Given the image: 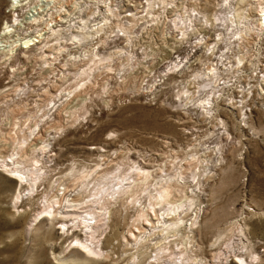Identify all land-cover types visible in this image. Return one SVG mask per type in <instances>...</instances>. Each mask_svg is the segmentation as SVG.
<instances>
[{"label":"bare ground","instance_id":"1","mask_svg":"<svg viewBox=\"0 0 264 264\" xmlns=\"http://www.w3.org/2000/svg\"><path fill=\"white\" fill-rule=\"evenodd\" d=\"M23 1L10 0L9 12L12 10L14 17L12 16L0 27V59L10 63L13 76L17 75V70H14L16 65L20 66L23 59H31L43 80H47L48 86L41 84L40 87L35 88L37 98L32 104L24 97L29 89L25 88L20 96L22 101L16 102V107H10L8 100L3 102L6 108L0 106L3 110L0 119L3 120L4 116L9 122L12 120V127L5 132L2 130L0 132V171L9 175L17 183L20 182V185L26 184L28 191L36 195L39 193V182L44 180L51 169L46 166V162L53 160L52 156L56 154L52 153L56 136H51L49 133L46 137L47 129H62L64 124L60 117L61 112L65 111L71 115L73 110L78 109L81 101L87 99L84 95L87 90L81 92L82 89L77 94L68 91V95H57V91L71 79L70 73L75 74L79 71V74L87 76L86 78H89L87 81H90L87 85L89 88L94 85L98 77L94 73L95 69L105 65V68H109L110 71L115 64L114 69L118 70L117 72L123 68L120 82L126 84L131 90L140 91L142 86H146L143 85L146 81L144 79L149 78L153 71L141 69L143 67L141 65H144L143 60L141 61L136 55L135 46L140 43L143 46L142 57L150 58L149 60L154 62V55H161L163 60L171 56L172 54L167 53L169 50L167 48H173L172 45H175L176 41L185 50L183 58L192 55V58L197 61L198 59L206 60L205 65L195 62L189 66L187 62L188 67L192 69L188 73L198 84V90L184 91L185 94L187 93L186 103L192 104V108L188 110L202 114L204 117L212 113L213 104L217 101L216 95L220 93L227 79L221 77L223 65L238 66L245 61L253 63L254 60L250 58L251 52L248 50L250 37L253 36L254 40L255 35L264 36V4H259L262 15L257 17L253 12L258 6L256 0H218L213 17L199 9L196 0L191 4H188L189 0H178L179 2L173 0L174 8L168 7L172 0H103L105 4H102V8L94 1L78 0L72 12L68 15L64 13L60 22L49 27V35H41L40 38V33H35L41 26L39 19L42 22L45 19V17L41 18L43 13H36L32 15V18H28L29 27H24L19 16L14 15L17 8L23 5ZM26 1L30 2V0ZM57 1L45 0V8L53 3V8L51 6L46 14L56 8ZM137 1L140 5L137 8L139 11H133L131 6H136ZM91 4H95V7ZM155 5H158L156 7L158 9ZM205 6L207 7L208 4ZM122 9L128 10L129 13H123ZM170 9L176 14L169 15ZM49 16L52 14L47 15V19L50 18ZM146 29L158 32L155 35L156 40H148L145 41L146 43L141 41L140 38H144L143 31ZM212 29H215L216 33L214 41H210L207 37ZM34 30L35 33H33ZM173 30H178L180 38H176L177 33L174 34ZM12 32L15 33L11 35ZM136 33H139L141 37L139 38ZM183 38L187 41L186 43L182 42ZM117 39L121 41V44L116 42ZM189 42H191L190 45H186ZM220 42L223 45L220 46L215 58H212L213 53L207 55L206 52H196L197 45H202L213 52L212 49H215ZM212 44L213 47H211ZM111 49H115L116 52L113 53ZM63 50L67 56L60 60ZM116 57L118 61H115ZM169 61L171 65L169 70L172 66L177 67L184 62L181 60L180 63L177 61L175 63L173 56ZM134 62L138 64L135 65ZM56 63L59 65L56 66ZM90 63H92L91 67H89ZM119 66L122 68L117 69ZM146 66L150 68V64ZM59 68L60 76L57 72ZM254 72L255 75L248 74V79L253 77L256 79L254 83H251L252 80L247 81V88L243 85V92L247 94L242 96L240 101L243 104L242 111L239 112L243 116L242 121L247 124L251 117V114L249 115L251 109H248L250 103L245 101L247 95L257 87L264 92V67L256 68ZM52 76L58 78L50 81L49 77ZM96 83L97 81L95 85ZM152 93L156 94V90ZM181 93L183 90L177 92L179 96ZM3 95H6V91L1 89L0 98ZM70 100H74L75 104L69 111L66 107L71 105ZM41 109L45 110L44 113L41 112L43 113L41 120L34 119L31 123L33 115L39 113ZM21 117H24L23 123L30 121V124L27 125V130L17 131L18 122L14 121ZM218 119L219 125L223 127H220L219 134H228L224 120ZM20 132L23 134L22 139H20ZM34 139L39 140L36 142ZM5 148L6 153L3 151ZM217 148L220 151L219 160H222L224 158L222 148L219 145ZM37 151L40 153L36 154ZM159 155L164 157V154L159 153ZM191 155V161L187 160L189 163L187 167L178 163L179 159L177 161L171 159L159 163L158 172V170L148 169L143 162L130 158L129 150L128 152L113 150L109 154L101 153L100 156L97 155L98 158L89 171L81 170L77 173L75 167L71 166L68 172L59 177L56 180L55 190L51 194L45 192L42 196L44 203L38 214L41 215L40 218L50 217L57 220L60 228L66 233L71 232L74 235L79 231L81 237L76 234L70 244L91 257L101 256L107 260L115 257L112 250L103 249L101 236L109 227L115 205L122 202L121 210L126 211L129 207H133L136 211L135 217L131 218L124 231L126 236L123 240L132 248L128 253L131 257L126 260V264H160L159 262L164 264H263L262 257L251 248L252 243L243 241L242 235L247 233L242 224L243 219L238 223L227 224L224 229L219 227L215 229L214 239L209 244L210 257H206L207 249L203 244L194 242L196 230L206 228L213 214L207 209L206 204H196V197L205 192L207 184L197 179L199 177L206 179L212 172L208 161H205L206 165L203 163L205 167L201 169L202 171H197V165L195 167V164H192L196 154L191 153ZM24 156L32 163L25 164L22 160ZM44 157H47V160L43 161ZM167 163L173 168H167ZM86 166L87 163L80 164L82 169ZM193 182H195L194 186ZM21 199L22 194L18 192L16 202ZM105 226L106 229H104ZM184 228L186 231L182 233Z\"/></svg>","mask_w":264,"mask_h":264},{"label":"rangeland","instance_id":"2","mask_svg":"<svg viewBox=\"0 0 264 264\" xmlns=\"http://www.w3.org/2000/svg\"><path fill=\"white\" fill-rule=\"evenodd\" d=\"M58 1L56 8L51 9L46 14L51 6L53 8V3L45 8V0H30V2L24 0L23 5L17 8L14 15L19 16L21 23L25 25L24 27H29L28 18H32V15L36 13H43L41 18L45 17V19L43 22L39 19L38 22L41 23L39 31L35 33L34 30L33 33H40L39 38L41 35L48 36L49 27L58 21L60 22L64 13L65 15L71 13L78 0ZM90 1H94L95 4L98 3L97 5L101 8L102 4H105L103 0ZM175 1L179 2L178 0ZM193 1L189 0L188 4ZM196 2L199 9L208 12V16H214V9L218 0H196ZM255 2L258 6L253 12L256 13L257 17H261L259 4H264V0H256ZM137 3L138 1L135 5ZM95 4L91 5L95 7ZM205 4L208 6L206 7ZM173 5L172 0L168 7L172 8ZM139 7L138 4L131 6L133 11H139L137 9ZM156 7L158 5H155ZM9 8L10 0H0V27L13 16V12L12 10L9 12ZM122 11L129 13L126 9H122ZM50 13L52 16L47 19V15ZM170 14L176 13L170 9ZM167 18L169 20V17ZM214 30H210L212 31L211 34L209 32L207 35L210 41L215 39ZM143 32H145L144 38H140L141 35L136 33L141 41L156 40L155 35L158 33L156 30L146 29ZM14 33L12 32L11 35ZM173 33H177L175 34L176 38H180L178 30H173ZM149 34L150 36H148ZM252 37H250L248 50L251 52L250 58L254 60L253 63L245 61L238 66L223 65L228 71L221 74V77L227 79L220 93L216 95L217 101L213 104L212 113H208L209 116L204 117L202 114L188 110L190 107L192 108V104L186 103L187 93L185 94L184 91L186 89L190 92L198 90V84L194 82L193 76L188 73L192 69L188 67L187 62L189 66L195 62L205 65L206 60L198 59L197 61V59L192 58V55L183 58L185 50L176 41L175 45H172L174 49L167 48L169 49L167 53L172 54L171 56L168 55L169 57L163 60L161 55H154V62L153 60L150 61V58L142 57L143 46L137 42L142 46H140L142 50L139 44L135 46L136 55L141 61L143 60L144 65H141L143 66L141 69L153 71L149 78L144 79L146 81L143 85L146 86H142L140 91L131 90L126 84L120 82L123 68L117 67V69L122 68L117 72L118 70L114 69L115 64L110 71L109 68H105V65L95 69L94 73L98 76L95 79L97 83L95 85L94 81V85L89 88L87 85L90 81H87L89 79L86 78L87 76L79 74V71L75 74L70 73L71 79L64 83L63 87L57 91V95H68V91L77 94L82 89L81 92L87 90L84 94L87 99L81 101L78 109L73 110V114L61 112L60 117L64 124L62 129L49 128L46 133L43 130L46 137L49 136V133L51 136H56L55 142L53 141L52 152L56 154L52 156L53 160L49 159L51 161L46 162V166L51 169L45 175L44 180L39 182L38 195L30 193L26 184L20 185V182L17 183L9 175L0 171V264L127 263L126 260L131 257L128 253L132 248L126 244L123 237L126 236L124 231L128 227L127 224L130 223L131 218L135 217L136 211L133 207L124 211L120 209L122 202L115 205L109 227L107 229L106 226L104 227L107 231L101 236L103 237L102 247L104 250L114 252L115 257L112 260L104 259L101 256L91 257L82 250L72 247L70 243L73 237L76 234L81 237L79 231L75 232L74 235L71 232L66 233L60 228V223L57 220L50 217L40 218L41 215L38 214L42 210L44 193L51 194L55 190L56 180L68 172L71 166L75 167L77 173L81 170L89 171L94 166L98 158L97 155L109 154L113 150L122 152L129 150L130 158L137 159L143 162V165L148 169L158 170V172L159 163L171 159L176 161L179 159L177 162L183 167H187L189 164L187 160L191 161V153L196 154V159L192 164H195V167L197 165V171H202L201 169L205 167L204 164L206 165L207 161L210 162L209 167L212 174L210 173L206 179L201 177L197 179L200 182H207V184L205 192L196 197V204H206L207 209L213 214L206 228L202 227V229L196 230L194 242L203 244L204 248L207 249L206 257H210L209 244L214 239V232L218 227L224 229L227 224L238 223L243 219L244 223L242 224L247 230V233L242 235L243 241L252 243L251 248L259 253L264 264V92L257 87L247 95L245 101H249L250 107L248 109H251L248 124L242 121L243 116L239 112L242 111L243 104L240 102L241 97L247 94V92H243V85L247 88V81L252 80L251 83H254L256 79L254 77L248 79V74L255 75L254 69L264 67V36L255 35L254 40ZM116 42L121 44L119 39ZM182 42L186 43L187 41L183 38ZM191 42L186 45H190ZM222 45L223 43L220 42L215 49H212L213 52L202 45H197L196 52L207 50L206 53H213L212 58H215L214 56L219 52ZM213 46L212 44L211 47ZM65 48L69 47L65 46ZM111 50L113 53L116 52L115 49ZM66 56L67 53L63 50L60 54V60ZM172 56L175 63L176 61L180 63L181 60L184 62L177 67L172 66L169 70L171 67L169 60L172 59ZM115 61H118V57ZM134 64L137 65L138 63L134 62ZM146 64H150V68H152L150 69ZM58 65L59 63H56V66ZM91 65L92 63L89 64V67ZM243 65L245 66L243 67ZM36 67L31 59H23L22 64L16 65L14 68L17 70V75L13 76L10 63L0 59V90L6 91V95L0 98L2 108H6L3 103L6 100L9 101L10 107H16V102L21 103L20 96L25 88L29 89L24 97L32 104L37 98L35 88L40 87L41 84L45 87L48 86L47 80H43ZM57 72L60 76V68ZM88 77L91 76L88 75ZM49 78L50 81H54L58 77ZM105 83H107V87H105ZM155 90L156 94H153L152 92ZM182 90L183 93L179 96L177 92ZM230 97L231 100H229ZM70 101L71 105L66 107L69 111L74 108L75 104L74 100ZM44 111L41 109L39 113L33 115L31 123L34 119L40 121ZM2 112L3 110L0 109V114ZM218 118L224 120L228 134H219L222 125H219ZM23 119L24 117L15 119L14 122H18L17 131L27 130L30 121L23 123ZM10 121L4 116L3 120L0 119V132L1 130L5 132L12 127V120ZM22 138L23 134L20 132V139ZM38 140L34 139L36 142ZM218 145L223 151L222 157L224 158L222 160H219ZM102 149L103 151H101ZM3 151L6 153L7 149L5 148ZM38 153L40 152L37 151L36 154ZM159 153L164 154V157H161ZM22 160L25 164L32 163L28 161L26 156ZM44 160H47V157H44ZM81 163H87V166L82 169ZM168 163L167 168H173ZM192 185L194 186L195 182ZM18 192H21L22 199L16 202ZM184 231H186L185 228L182 233Z\"/></svg>","mask_w":264,"mask_h":264},{"label":"built area","instance_id":"3","mask_svg":"<svg viewBox=\"0 0 264 264\" xmlns=\"http://www.w3.org/2000/svg\"><path fill=\"white\" fill-rule=\"evenodd\" d=\"M196 49H197V48H196ZM203 52H207V50H206V51H203ZM206 54H207V55H209L208 53H206ZM222 68H223V70L221 71V72H222V74H224V72H225V71H228V70H227V69H225L224 67H222ZM223 81H224V80H223ZM223 81H222V82H223ZM224 83H225V82H224ZM249 110H250V109H249Z\"/></svg>","mask_w":264,"mask_h":264}]
</instances>
